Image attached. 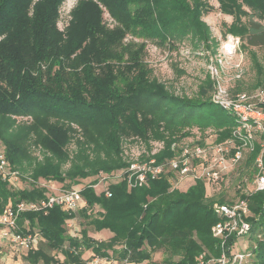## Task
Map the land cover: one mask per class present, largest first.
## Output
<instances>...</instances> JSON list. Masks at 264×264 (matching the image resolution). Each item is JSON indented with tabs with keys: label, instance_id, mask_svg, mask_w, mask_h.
I'll return each instance as SVG.
<instances>
[{
	"label": "trees",
	"instance_id": "trees-1",
	"mask_svg": "<svg viewBox=\"0 0 264 264\" xmlns=\"http://www.w3.org/2000/svg\"><path fill=\"white\" fill-rule=\"evenodd\" d=\"M61 2L40 0L30 12L32 0H0V153L9 169L20 174L31 162L29 148L42 152L41 159H33L29 187L17 189L0 178V213L8 205L50 195L37 185L39 180L69 190L85 185L80 191L85 208L65 212L54 206L46 214L20 215L21 232L26 233L25 225L42 239L25 260L84 264L85 251L99 263L195 264L205 251L216 256L211 227L219 218L212 207L229 202L235 185L218 190L217 199L201 180H180L169 168L156 178L148 176L141 186H129L123 172L131 163L124 153L128 140L143 147L141 162L167 163L176 156L171 146L192 129H211L216 142L231 136L232 117L208 94L213 82L207 78L195 98L179 96L151 76L144 60L146 41L165 46L190 39L197 48L212 51L216 43L201 18L211 6L203 0H78L69 12L71 22L59 32ZM217 2L219 12L232 17L226 33L239 38L241 48L264 47V0ZM104 12L115 23L113 29L102 24ZM126 35L143 42L133 48L121 45ZM251 57L258 76L254 88H264V67L254 53ZM75 135L72 153L67 146ZM154 144L163 149L151 155ZM251 158L243 165L248 176ZM115 174L121 177L108 179ZM96 184L99 194L92 187ZM246 198L251 232L263 235L253 238L249 248L254 264H264V190ZM78 217L95 232L107 230L111 236L99 241L77 228L79 237H70L66 221ZM157 252L161 261H152Z\"/></svg>",
	"mask_w": 264,
	"mask_h": 264
},
{
	"label": "built area",
	"instance_id": "built-area-1",
	"mask_svg": "<svg viewBox=\"0 0 264 264\" xmlns=\"http://www.w3.org/2000/svg\"><path fill=\"white\" fill-rule=\"evenodd\" d=\"M225 45V53L222 58H216L211 64L217 62L219 68L224 67V57L231 49L235 51L240 45L239 38H231ZM219 68H211L213 91L211 101L226 111L233 119L231 136L211 145H182L179 149L174 144L172 150L176 156L167 163H156L154 159L148 161H135L124 170L129 186H141L146 178H156L165 168L173 171L180 180H201L207 188L222 185L223 176L233 172L236 168L249 162L251 158V175L244 177L234 187V197L227 203H215L213 212L219 218L211 227V234L217 240L218 253L216 256L207 252L196 258L195 264H254L253 249L249 248L253 238L262 240V233L252 234L249 218L252 217L247 196L264 190V89L251 93L231 94L222 83ZM235 78L241 77L242 71L239 64L235 66ZM162 145V144H157ZM247 154V156H244ZM121 174L108 176V179H118ZM0 178L15 186L18 173L10 170L4 156L0 153ZM98 184L92 186L96 188ZM219 186V187H220ZM81 189L71 188L56 194L47 195L44 199L25 202L20 201L15 205L6 206L0 213V238L7 240L18 251H28L35 247L39 236L28 232L25 225L22 233L17 221L22 213L42 212L46 214L54 206L60 207L65 212H75L83 204ZM106 196L110 194L105 192ZM245 196V197H244ZM67 225L79 237L75 224ZM250 239L245 248L235 251L239 239ZM233 239L231 243L229 240ZM53 264H65L62 261ZM86 264H100L98 259H92ZM134 264V263H116Z\"/></svg>",
	"mask_w": 264,
	"mask_h": 264
},
{
	"label": "rangeland",
	"instance_id": "rangeland-1",
	"mask_svg": "<svg viewBox=\"0 0 264 264\" xmlns=\"http://www.w3.org/2000/svg\"><path fill=\"white\" fill-rule=\"evenodd\" d=\"M40 0H32V4L30 5V12L32 11V6L36 2H39ZM78 0H62L61 4L58 6V14H57V20H56V29L59 32H65L64 28L67 26L68 23L71 22V16L69 15L70 10L76 5ZM204 2H207L209 6H211V11L204 12L202 14V20L205 22V24L209 27L211 37L214 40V43H216V47L212 49V51L204 50L203 47L197 48L195 44L190 41V39H184L181 42H177L173 45H163L158 46L153 42H143L139 38H135L130 35H126L125 38L122 41L121 45H128L130 44L131 47H137L138 44L143 42L144 45V60L148 66V68L151 71V76L153 78H156L160 82L164 83L165 86L174 94H177L179 96H186L189 98H195L197 95V92L199 90V87L201 84H205V81L207 78L213 82L211 78V68L216 66V68H219L217 66V62H215L213 65H211L215 59L222 58L223 53H225V45L226 43L229 44V40L231 38H235V36L226 33V29L228 26L232 23L233 19L230 16L223 15L219 12L218 9V2L217 0H203ZM90 20L88 19L87 22ZM102 24L107 29H113L115 26V23L112 21V19L104 12L102 16ZM264 25V21L262 22ZM4 38V35L0 36V40ZM230 46V44H229ZM254 53L256 60L259 62V64L264 67V47H253V48H241L240 45L233 51H231L225 55L224 57V67L219 68V75L222 79V83L228 88L231 94H238V93H251L259 89H264L261 87L254 88V85L258 81V76L256 74L254 65H253V59L251 57V54ZM239 64V69L242 71L241 77L239 79L235 78V68L234 66L236 64ZM208 92V94L212 93ZM29 118H26V120ZM17 120L19 121H25V118L18 117ZM78 139L77 135L75 137H72L71 142L69 143L68 150L72 153H74V150L76 149L75 142ZM216 142V134L211 130L207 129L206 131H200L197 129H192L191 133L176 142V147H181L182 145H200V146H206L211 145ZM124 145V153L125 156L128 158L127 161L129 162H135V161H142L140 160V154L144 153L143 147L140 146L139 142L132 143L131 140H128L126 142H123ZM163 149V145H152V154H157L159 151ZM172 149V146H171ZM3 146L0 143V152L2 153ZM172 151V150H171ZM30 158L31 162L30 164L24 165V170L20 171L18 174V179L15 182L17 189H22L30 186V171L33 165V159H41L42 158V152L35 147L29 148ZM244 156H247V154H244ZM250 163L247 164L249 166ZM245 171L247 172L246 168L241 165L239 168H236L233 172L226 174L223 176V184L220 186V189L217 187H211L213 198L218 197L217 193L220 191L227 190V187H231L232 185H236V180L241 177V174H244ZM245 175V174H244ZM247 177V175H245ZM172 186L175 182H171ZM225 184V185H224ZM38 186L44 187L48 193L52 192H61V191H67L69 188L66 186L62 187L60 185L53 184V182H46L44 180H39L37 183ZM82 185H84L82 183ZM54 186L57 187L54 188ZM180 186V185H179ZM74 188H81L76 187ZM57 190V191H54ZM97 194H99L102 189L96 188L94 189ZM219 194V193H218ZM234 194V191L230 193V196L232 197ZM86 202L83 199V204L80 209L83 207L85 208ZM79 209V210H80ZM98 210V207H95L90 212V216L96 215ZM87 220L84 218L78 217L77 220H75V224L80 230L85 229L91 234H88L92 237V234H94L93 227L89 226L87 224ZM70 223V220L66 221L65 228L67 234L72 237L76 238L74 233L71 231L70 228H68V224ZM24 224V223H23ZM22 224V225H23ZM108 232V231H107ZM81 235V233H80ZM94 238V237H93ZM95 239V238H94ZM2 241V239L0 238ZM101 241L102 239H96ZM103 240L105 237H103ZM247 242L250 244V239L244 240L243 238L239 239L237 242V246L235 247V251L240 250V248H245L247 246ZM253 243V242H252ZM251 245V244H250ZM2 247H0L1 251ZM10 249V248H9ZM3 250V249H2ZM12 250L8 251H1L0 254V264H14V261H16L17 255L14 256L13 253L10 254ZM16 251V250H15ZM4 252H7V255L9 256H3ZM14 252V251H13ZM55 252V251H53ZM206 252V251H205ZM91 252L85 251L82 255V259L86 262L91 260ZM60 255V253H58ZM55 256L57 254L55 253ZM3 258V259H1ZM62 259V256L59 257ZM162 259L161 252L154 253L152 255V261L159 262ZM106 262H111L114 264L115 262L112 260H103ZM118 263V262H117ZM150 264V263H148Z\"/></svg>",
	"mask_w": 264,
	"mask_h": 264
},
{
	"label": "crops",
	"instance_id": "crops-1",
	"mask_svg": "<svg viewBox=\"0 0 264 264\" xmlns=\"http://www.w3.org/2000/svg\"><path fill=\"white\" fill-rule=\"evenodd\" d=\"M54 184V183H53ZM85 185H82V184H78V185H76V187H81V188H78V189H82L83 187H84ZM54 188H56L57 189V187L56 186H54ZM72 188H74V186L72 187ZM54 191H57V190H54ZM48 193V192H47ZM56 193H59V192H52V193H48V194H56ZM75 220H77V219H75ZM75 220L73 219L71 222L72 223H74L75 224ZM75 227L76 228H78L77 226H76V224H75ZM95 232V231H94ZM88 234H91L90 232H88ZM89 236V235H88ZM111 236V234H110V232H107V230H102V231H100V232H95L94 234H92V238L94 237L95 239H102L101 241H105V240H103V237H105V239H108L109 237ZM91 237V236H90ZM40 241H42V239L39 237L38 238V242H40ZM38 242H37V244H38ZM0 247H2V249H1V251H8V250H12L11 252H10V254L11 253H13L14 254V256L15 255H17V259H16V261H14V264H29L28 262H27V260H25V258H26V255H27V253H28V251H18V250H16V248L14 247V246H12L11 244H10V242L9 241H7V240H0ZM10 248V249H9ZM16 250V251H15ZM1 251H0V254H1ZM14 251V252H13ZM55 253L56 252H51V254L52 255H55ZM92 255V254H91ZM3 256H9V255H7V252H4V255ZM61 256V254L60 255H58L57 254V257L59 258ZM1 259H3V258H1ZM117 262H115L114 264H116ZM38 264H42V263H38ZM100 264H112L111 262H106V261H103L102 260V262L100 263Z\"/></svg>",
	"mask_w": 264,
	"mask_h": 264
}]
</instances>
